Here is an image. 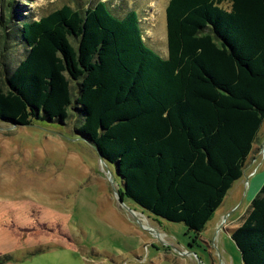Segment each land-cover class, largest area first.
I'll list each match as a JSON object with an SVG mask.
<instances>
[{"label": "trees", "instance_id": "16d2710c", "mask_svg": "<svg viewBox=\"0 0 264 264\" xmlns=\"http://www.w3.org/2000/svg\"><path fill=\"white\" fill-rule=\"evenodd\" d=\"M0 9L2 45L19 18L26 46L16 66L1 63L0 122L77 117L121 197L205 231L264 121V0H169L163 58L142 41L136 13L120 17L106 1L38 19L20 17L15 0ZM230 238L242 264H264V183Z\"/></svg>", "mask_w": 264, "mask_h": 264}, {"label": "rangeland", "instance_id": "374dc122", "mask_svg": "<svg viewBox=\"0 0 264 264\" xmlns=\"http://www.w3.org/2000/svg\"><path fill=\"white\" fill-rule=\"evenodd\" d=\"M95 1L15 4L20 17L38 19L65 4L82 9ZM101 1L120 17L132 9L142 41L156 55L167 56L169 0ZM16 21L4 45L0 28V84L1 63L14 67L26 52ZM77 120L72 116L65 125L36 121L27 126L0 122V264H242L230 238L246 214V203L233 197L236 187L196 237L182 223L155 217L121 197L114 166L102 162L80 138L74 129ZM259 158L264 159V150Z\"/></svg>", "mask_w": 264, "mask_h": 264}, {"label": "crops", "instance_id": "0c3cea01", "mask_svg": "<svg viewBox=\"0 0 264 264\" xmlns=\"http://www.w3.org/2000/svg\"><path fill=\"white\" fill-rule=\"evenodd\" d=\"M254 150H256L257 154L251 156V161L249 162L248 166L245 165L242 177L237 180L231 187V190L236 187L233 197L234 195L236 198H238L239 196L241 199V203H246V211L248 210L252 199L258 194L262 184L264 183V159L259 158V154L262 150H264V121L257 134V139L252 147L251 153H253ZM231 205L232 208L234 205L233 199ZM233 211L228 214L231 215Z\"/></svg>", "mask_w": 264, "mask_h": 264}, {"label": "water", "instance_id": "95a60500", "mask_svg": "<svg viewBox=\"0 0 264 264\" xmlns=\"http://www.w3.org/2000/svg\"><path fill=\"white\" fill-rule=\"evenodd\" d=\"M96 151H97V153H98V156H99L100 160H101L102 162H104L103 156H102V154L100 153V151L97 150V149H96ZM120 202H122V198L120 199Z\"/></svg>", "mask_w": 264, "mask_h": 264}]
</instances>
